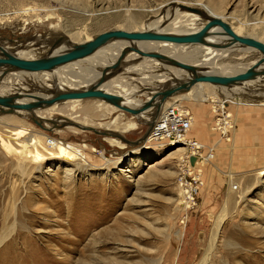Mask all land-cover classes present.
Here are the masks:
<instances>
[{"label": "rangeland", "instance_id": "374dc122", "mask_svg": "<svg viewBox=\"0 0 264 264\" xmlns=\"http://www.w3.org/2000/svg\"><path fill=\"white\" fill-rule=\"evenodd\" d=\"M176 2L199 10L207 8L206 0H0V42L9 47L31 41L28 54L35 57L48 42L68 33L80 31L90 38L124 26L129 10L141 23L162 15ZM219 12L231 24L244 23L245 34L264 36V0H222ZM201 47L192 44L185 48L196 53ZM243 54L235 50L219 63L239 64L235 69L239 71L261 55L257 50ZM162 68L157 73L168 71ZM152 71L144 72L147 83L141 82L137 72L126 77L130 88H139L135 93L139 99H147L146 90L170 82L150 80L146 72ZM33 81L25 78L20 86L33 90ZM19 84L15 87L22 88ZM119 89L117 93L130 95L129 88ZM98 104L96 99L84 102L93 121L108 123L93 126L102 131L111 128L116 116L131 118L120 111L101 116ZM181 107L193 115L188 137L204 146L203 161L194 156L202 184L197 204L191 208L183 203L179 181L188 147L153 141L143 147L152 130L144 123L122 134L125 148L93 130L57 135L82 146L90 165L82 162L74 167L62 159L34 161L33 148L28 156H15L2 145V139H24L31 133L29 129L9 132L1 122L11 116L0 114V264H200L224 207L228 216L217 234L209 264H264V175L262 181L256 179L257 170L264 167V109L235 103L222 106L218 99L202 104L184 102ZM237 113L244 115L247 123L241 139L239 120L234 123L235 133L225 135L219 129L228 119H236ZM15 118L19 120L12 125L26 120L32 130L56 128L53 124L42 128L22 115ZM180 147L186 149L175 153ZM20 159L25 160L27 169L18 164ZM47 202H52L49 208ZM83 213L86 215L80 219ZM92 222L97 225L87 231ZM83 229L86 234L77 233Z\"/></svg>", "mask_w": 264, "mask_h": 264}, {"label": "bare ground", "instance_id": "6f19581e", "mask_svg": "<svg viewBox=\"0 0 264 264\" xmlns=\"http://www.w3.org/2000/svg\"><path fill=\"white\" fill-rule=\"evenodd\" d=\"M206 5L207 8L204 7L205 9L199 10L197 9V7L194 8L182 4L180 2L178 3L176 2V4H173L165 8L164 13L162 15H159L158 17H154V18L153 17L149 18L147 21H143L141 23L138 22L134 13L130 11L129 10L130 7H128L129 11L124 20V24H123L124 26H118L113 29L130 30L135 32L142 31V32H154L159 34L184 35L189 32H194L201 29L212 16H219L223 18L221 15H219L220 14L219 11L222 8V0L221 2L219 0H206ZM224 20L229 23L228 20L226 19ZM229 24L238 34L251 36L264 42V36H258L253 33L245 34L244 26H241L244 23L241 22L240 25H234L231 23ZM113 29H109V30H113ZM66 35L70 38V40L73 43L84 42L91 39L92 37L91 36L90 38L89 37L85 38L82 36V32L80 31L71 32ZM35 40L37 41V38ZM208 40H212L213 42H219V43L221 42L222 46L213 47L207 45H200L203 46L201 47L202 50L198 49L196 53H193L191 51L186 50L185 47H188V45H183L168 41L116 39L101 46L98 49V51H96V53L80 61H75L68 65L60 66L51 71H42L39 73V72H30L12 66L11 68L7 66H1L0 67V97H10L14 103L22 104V103L35 101L38 98H50L52 96L57 95L58 93L87 89L98 82L103 69L107 66L112 65L120 56L122 49L126 46H133V48H139L143 50V52H149V51L162 52L171 56L172 58H177L180 60H185L200 65L199 70L203 74H222V75L238 72L235 69L237 66H239V64L237 65L229 62L219 63V60L228 57L231 54V52L235 50H240L244 54L245 52H249V50H252L250 48L244 49L245 47H242L238 43L223 45L224 43H222L223 42L222 39L218 37H210ZM30 42L28 43L26 42L27 44L24 43L23 44L16 43V45L11 44V46L8 45L9 47L6 46L7 44L5 45L1 42L0 44L4 52H8L11 53V55H15L17 57L27 58V59L58 53L68 49L71 46L70 44H66V45L63 44V45H58L56 47H51L52 44L48 42L47 46H44L43 49L41 48L40 51L36 49L38 50V54L36 56L34 55L35 57H31V55L28 54V52L32 50L31 49L32 43ZM41 42L44 41L41 40ZM200 54H201V58L203 57L206 58L203 59L197 58L200 56ZM244 54L242 56H244ZM242 56L240 57L242 58ZM137 58H140L141 61L138 63H133L132 60ZM192 58L194 59L196 58V59L192 60ZM204 60L207 61L208 63L206 62L204 63ZM153 62L155 63L152 66L151 63ZM254 62L255 61H253L250 64H247L246 66L242 67V69L239 71L247 69ZM161 65H163L162 67H165L166 70L168 71H164L163 73L162 72L157 73V71L164 69L161 67ZM125 66H127L126 72L124 71ZM152 67L154 70L151 72L152 74H150V72L149 73L146 72V75L150 76L149 78L160 77L159 79L160 81L163 80L164 82H166L170 80V82L169 83L166 82L162 85L160 84V86L156 88H150L149 90H146V93L148 94L147 99L146 100L139 99L137 95H135V93L136 94L138 93L137 90L139 88H137L134 85L130 88V83L129 82H128L129 84L125 83L126 77H128L130 73L137 72L140 74L141 82L147 83V78L145 77L144 72L147 69H152ZM108 74H111V76L105 81V83L101 85V88L106 92H113L121 95L123 98V105L137 107V108L141 107L147 100L152 98V96L157 91L163 88L173 86L179 80H183V79L186 80L192 76L191 73H189L188 71L169 65L164 61L157 60L153 57H149L146 54H141L134 50L129 51L127 55L122 59L121 65L117 71L114 72L112 70H108ZM8 76L11 77L9 80L6 78ZM5 78L7 80H5ZM25 78H33L34 81H36V84H33L36 86V88L30 90L26 88L27 86L26 87L20 86L21 81ZM34 81L32 83H35ZM17 84H19V86L22 88L15 87ZM254 86H259V87L257 89ZM251 87L257 89L256 92ZM119 88H124L125 90L129 88L128 93L130 92V95L125 97V95H123L125 93L124 91H123L124 93L122 92L123 94L117 93V91L120 90ZM90 99H96L99 101L98 109L100 111H103L101 116L111 114L116 111H120L123 114H127V113L130 114L129 116H131V118L124 119L121 115L116 116L113 119V121H111L109 124L111 128H104L105 129L104 131L100 129L101 127L99 128L93 127L99 125L106 126L108 123L93 121V118L90 115V108L87 107L88 104L84 105V102L87 103V100ZM216 99H218V101L222 106L224 104L226 105L230 103H235L239 106H241V104H244L246 106L249 104V105L259 106V108L264 109V76L258 77L256 80L242 81L240 83L228 85V86L209 83V82H199L193 85L191 89L187 91L179 92L177 94H174L172 97L166 99L161 106H158L157 101H155L154 104L148 110L143 111L138 115H134L125 110H121L117 106L108 103L103 99H97V98L67 99V100L55 102L54 104L49 106L36 107L33 109L13 108L10 106L0 105V114H4L5 116H9V115L11 116V119L9 120H5L1 118L5 121L3 122L2 120L1 123L5 124V127L9 130V132L11 131V133L16 134L26 129H29L31 133L30 135L27 136V138L24 139H15V140H11L9 138L5 140L2 139V145L7 149H10V152L13 150L15 156L21 158L28 156V153L31 151L30 149L33 148V152L36 155L34 156L35 158L34 161L43 162L47 159H62L67 164L73 165L74 167H76L77 164L80 163L82 164V162H87L90 165L88 160L84 157V153H83L84 150L83 148H81L82 146L80 147V145L79 146L75 145V143L73 144L71 142H67L65 140H62V138L59 139L57 135L65 131H70L75 135H80L81 133L84 134L85 133L84 131L86 129L90 131L93 130L95 132L102 133L101 135H103L104 140L109 142H115L119 146V148H125L126 138L122 135L123 133L131 132L133 130L139 129L141 123L148 125V127L152 125L151 127L153 129V125L155 124L156 120L159 117H161L169 108H172L174 110L178 109L182 113L186 112L189 114L191 118L190 120L191 126L188 130L189 132L192 129V125H193V115H191L190 111H187L184 109V107H181L182 103L197 102L198 104L200 103L202 104V102H206L209 100L215 102ZM234 99H238V100L235 101ZM247 101H253V102L257 101V103H248ZM174 113H176V111H174ZM238 113L237 115L235 114L236 119L232 121L233 124L240 119ZM91 114L93 113L91 112ZM18 115H22L23 117H29L30 119H33L35 123L42 125L40 126L42 128H45L46 125H51V124L56 126V128L51 127L49 132L48 131L44 132L42 131L41 128H37L39 130L36 129L32 130L26 125V120L25 122L20 121L18 124L12 125L13 122H17L19 120L15 118L18 117ZM91 122H93L95 125H93ZM61 125L65 127L61 128ZM231 131H234V133L236 132V129L234 130V125L232 126ZM144 140L145 142L142 144L143 147H146V145L152 141L159 144L160 143L164 144L163 141L151 140L149 136L146 137ZM232 148L234 149L235 146L233 145ZM184 149L186 148L180 147L177 148L174 152L179 154L181 151H184ZM210 155L212 156V154ZM200 160L201 159H199V161ZM23 162H25V160L20 159V162L18 164L24 167L25 169H27L26 164H23ZM196 163H197V159L195 158V161L191 162V165L194 166L196 165ZM68 168H71L69 169V172H74V168L72 167H68ZM196 170L198 173L201 172V169L199 168H197ZM257 171H260L259 172L260 174H258L256 179L257 182H260L262 181L263 178L262 176L264 175V167L263 169ZM52 202H47L46 205L47 208H49L48 206L51 205ZM85 215L86 214L83 213L80 216V219L83 218ZM227 216H228L227 207H224L222 213L218 216V220L213 231L214 235L208 246L206 255L200 264L210 263L212 258V253L215 248V243L217 241V236H218L217 234H219V229ZM78 219L79 217L75 218L74 221L75 220L77 221ZM96 225H97L96 222H92L89 228L87 229V231L90 228L95 227ZM14 229L15 227H13V230ZM84 230L85 229H83L82 232L78 231L77 233L86 234L87 232L86 231L84 232Z\"/></svg>", "mask_w": 264, "mask_h": 264}, {"label": "water", "instance_id": "95a60500", "mask_svg": "<svg viewBox=\"0 0 264 264\" xmlns=\"http://www.w3.org/2000/svg\"><path fill=\"white\" fill-rule=\"evenodd\" d=\"M210 37L221 38L223 41L222 43H224L223 45L238 43L242 47H245L244 49L250 48L252 50L259 51L261 55L255 60L252 65L242 71L226 75L203 74L199 70L200 65L193 62L172 58L171 56L158 51L143 52V50L139 48L126 46L122 49L121 54L117 58V60L112 65L107 66L103 69L98 82L87 89L58 93L57 95L50 98H38L35 101L22 104L14 103L10 97H0V105L10 106L13 108L33 109L36 107L49 106L54 104L55 102L67 99L97 98L103 99L104 101L117 106L121 110H125L134 115H138L141 112L148 110L155 101H157L158 106H161L166 99L172 97L174 94L191 89L193 85L199 82H209L228 86L240 83L242 81L256 80L258 77L264 76V42L251 36L238 34L227 21L219 16H212L201 29L194 32H189L184 35L159 34L154 32L142 31L135 32L130 30L113 29L98 33L92 36L91 39L79 43H73L67 36L60 37L51 43V47L70 44L71 46L68 49L58 53L31 59L20 58L15 55H11V53L4 52L0 44V67L7 66L11 68L12 66L30 72L51 71L60 66L68 65L75 61H80L96 53V51H98L101 46L116 39L143 41L160 40L188 46L192 44L207 45L213 47L222 46L221 42L219 43L208 40ZM131 50L137 51L141 54H146L149 57H153L157 60L164 61L169 65L181 68L191 73L192 76L186 80H179L173 86L157 91L152 96V98L147 100L141 107L137 108L125 106L123 105V98L121 95L113 92H106L101 88V85L105 83V81L111 76V74H108V70H112L114 72L117 71L121 65L122 59ZM191 161L194 162L195 157H191Z\"/></svg>", "mask_w": 264, "mask_h": 264}, {"label": "built area", "instance_id": "2783aa9c", "mask_svg": "<svg viewBox=\"0 0 264 264\" xmlns=\"http://www.w3.org/2000/svg\"><path fill=\"white\" fill-rule=\"evenodd\" d=\"M176 111V113H174ZM191 118L188 113L180 112L178 109L174 110L169 108L166 112L159 117L153 129L149 133V138L155 141H163L166 145L175 143H182L188 147V153L184 160V169L179 177L183 192V203H187V207L191 208L197 204L198 191L202 184L200 174L197 172L195 165H191V156H196L198 159L203 160L204 146L198 144L196 140L188 137V130L191 126ZM225 121L224 126H219L222 134H231V128L234 125L230 120ZM220 125V124H218ZM226 126L228 129H226ZM198 174H197V173Z\"/></svg>", "mask_w": 264, "mask_h": 264}, {"label": "crops", "instance_id": "0c3cea01", "mask_svg": "<svg viewBox=\"0 0 264 264\" xmlns=\"http://www.w3.org/2000/svg\"><path fill=\"white\" fill-rule=\"evenodd\" d=\"M152 70H153V67H152ZM154 71V70H153ZM158 79L160 78V77H157ZM150 80H152V78H149ZM239 117L241 118V119H239V130H238V133H239V136H238V139L240 138L241 139V137H242V133L244 132V130L246 129V127H247V123H246V117L244 116V115H239ZM238 139H237V141H238ZM237 141H236V143H237Z\"/></svg>", "mask_w": 264, "mask_h": 264}]
</instances>
